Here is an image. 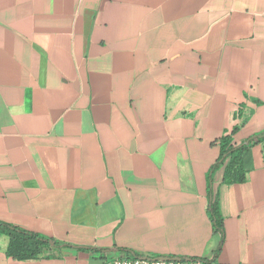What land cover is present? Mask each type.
<instances>
[{
	"label": "crops",
	"instance_id": "1",
	"mask_svg": "<svg viewBox=\"0 0 264 264\" xmlns=\"http://www.w3.org/2000/svg\"><path fill=\"white\" fill-rule=\"evenodd\" d=\"M263 130L264 0H0V221L50 239L0 264H264V143L212 168Z\"/></svg>",
	"mask_w": 264,
	"mask_h": 264
},
{
	"label": "trees",
	"instance_id": "2",
	"mask_svg": "<svg viewBox=\"0 0 264 264\" xmlns=\"http://www.w3.org/2000/svg\"><path fill=\"white\" fill-rule=\"evenodd\" d=\"M239 126H234L233 133ZM254 142H263L264 138H257L256 135L248 138L247 141L234 145L230 135H224L219 139V158L213 165V169L221 163H225L223 180L228 183L242 182L245 178V170L242 164V154L247 147ZM211 195V194H210ZM208 214L217 230L222 229V217L218 204L210 196ZM0 233L8 236L7 254L16 259L35 258L41 249L50 243V239L39 233L20 228L16 225L0 221Z\"/></svg>",
	"mask_w": 264,
	"mask_h": 264
},
{
	"label": "built area",
	"instance_id": "3",
	"mask_svg": "<svg viewBox=\"0 0 264 264\" xmlns=\"http://www.w3.org/2000/svg\"><path fill=\"white\" fill-rule=\"evenodd\" d=\"M246 112L243 108H238L236 117L240 121L245 118ZM101 264H222L209 259H160V258H141V257H130V256H115L106 257L102 259Z\"/></svg>",
	"mask_w": 264,
	"mask_h": 264
},
{
	"label": "water",
	"instance_id": "4",
	"mask_svg": "<svg viewBox=\"0 0 264 264\" xmlns=\"http://www.w3.org/2000/svg\"><path fill=\"white\" fill-rule=\"evenodd\" d=\"M256 137L257 138H264V130L261 133L257 134ZM162 259H169V258L168 257H162ZM175 259H179V258H175Z\"/></svg>",
	"mask_w": 264,
	"mask_h": 264
}]
</instances>
